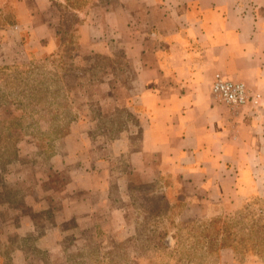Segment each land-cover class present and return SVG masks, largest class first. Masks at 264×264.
<instances>
[{
    "label": "rangeland",
    "instance_id": "1",
    "mask_svg": "<svg viewBox=\"0 0 264 264\" xmlns=\"http://www.w3.org/2000/svg\"><path fill=\"white\" fill-rule=\"evenodd\" d=\"M60 13L58 49L32 60L27 36L14 39L4 31L12 17L0 15V264H219L231 255L235 264H264V178L238 206L229 193L209 216L188 217L176 190L165 209L163 190L139 183L113 153L135 125L108 98V87L132 80L122 49L116 63L86 51L74 62L75 22ZM92 173L105 191L88 189ZM213 217L224 225L217 239L233 249L207 244L201 227Z\"/></svg>",
    "mask_w": 264,
    "mask_h": 264
},
{
    "label": "crops",
    "instance_id": "2",
    "mask_svg": "<svg viewBox=\"0 0 264 264\" xmlns=\"http://www.w3.org/2000/svg\"><path fill=\"white\" fill-rule=\"evenodd\" d=\"M77 1L0 0V15L12 17L6 22L13 31H4L27 36L32 60L58 49L60 11L74 13V62L86 51L116 63L122 49L132 71L129 86L108 87L111 110L125 107L135 118L114 155L124 156L139 183L176 190L192 219L209 216L229 193L238 206L264 178V0ZM218 72L244 83L259 104L231 108L215 100ZM125 176L116 179L124 201ZM101 182L96 186L92 173L88 189L105 191ZM228 260L219 264H235L232 255Z\"/></svg>",
    "mask_w": 264,
    "mask_h": 264
},
{
    "label": "built area",
    "instance_id": "3",
    "mask_svg": "<svg viewBox=\"0 0 264 264\" xmlns=\"http://www.w3.org/2000/svg\"><path fill=\"white\" fill-rule=\"evenodd\" d=\"M210 90L215 100L231 108L259 104V97L253 95L244 83L231 80L219 72L213 75Z\"/></svg>",
    "mask_w": 264,
    "mask_h": 264
},
{
    "label": "trees",
    "instance_id": "4",
    "mask_svg": "<svg viewBox=\"0 0 264 264\" xmlns=\"http://www.w3.org/2000/svg\"><path fill=\"white\" fill-rule=\"evenodd\" d=\"M68 13L72 16L73 21L76 23L78 21L77 16L74 13H72V12H68ZM66 28H65L66 32H68L70 30V27L69 28L66 27ZM68 38L70 39V37H68ZM31 62H33V61H30V63ZM152 184H155V183H152ZM155 185L157 186L158 184H155ZM163 192L164 193L162 194V198L164 200H166L164 208L168 209V210L172 209L174 207L175 203H176V200L174 199V192L172 191V189H171V191L169 193H166L165 191H163ZM170 202L171 203L173 202L172 205H170ZM183 207H184V205L182 206V208ZM159 211H160V209H159ZM219 224H220V222L218 220V217H213V218H210L209 221L206 222L204 225H202V227H201L202 231L201 232L205 234V237L207 238V244H209L210 246L216 245V241L219 240L221 242L219 244V247H224V246L231 247L232 245L225 244L223 239H217V237L219 236V232L221 233L223 231V227H224L222 222H221L220 225ZM210 232L212 233L213 237H212ZM231 248L233 249V247H231Z\"/></svg>",
    "mask_w": 264,
    "mask_h": 264
}]
</instances>
